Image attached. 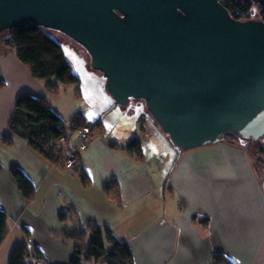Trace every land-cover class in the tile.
Returning a JSON list of instances; mask_svg holds the SVG:
<instances>
[{
	"label": "crops",
	"instance_id": "obj_1",
	"mask_svg": "<svg viewBox=\"0 0 264 264\" xmlns=\"http://www.w3.org/2000/svg\"><path fill=\"white\" fill-rule=\"evenodd\" d=\"M50 31L54 36L56 30ZM100 79L105 85L103 74ZM22 93L51 96L2 36L0 206L10 231L1 257H11L25 241L35 264H70L74 242L65 231L94 221L129 243L135 264H264V186L244 141L175 147L141 98L114 105L105 88L87 109L75 108L98 126L69 170L27 140L4 142ZM134 138L141 141L142 159L129 149ZM15 166L35 187L30 201L11 172Z\"/></svg>",
	"mask_w": 264,
	"mask_h": 264
},
{
	"label": "water",
	"instance_id": "obj_2",
	"mask_svg": "<svg viewBox=\"0 0 264 264\" xmlns=\"http://www.w3.org/2000/svg\"><path fill=\"white\" fill-rule=\"evenodd\" d=\"M32 23L82 45L114 105L143 99L175 147L264 136L261 18L220 0H0V41Z\"/></svg>",
	"mask_w": 264,
	"mask_h": 264
},
{
	"label": "trees",
	"instance_id": "obj_3",
	"mask_svg": "<svg viewBox=\"0 0 264 264\" xmlns=\"http://www.w3.org/2000/svg\"><path fill=\"white\" fill-rule=\"evenodd\" d=\"M230 14L240 20L261 18L264 20V6L257 16L252 7L254 1L220 0ZM52 29L35 23L21 28L9 29L5 44L10 46L20 61L39 80H45L50 92L58 94L60 85L80 82V76L74 73L68 60L64 45L53 36ZM157 121V120H156ZM63 119L54 110L47 98L30 93H22L16 99L15 109L9 121V131L4 133L3 140L13 143L16 138L28 141V144L50 162L60 164L65 159V150L60 147L59 139L68 134L63 129ZM87 122L82 116L73 120V129ZM95 123V122H94ZM98 123H95L96 126ZM235 141L243 142L245 138L232 132ZM223 137V135H222ZM244 138V139H243ZM73 142V144H76ZM138 159L144 157V150L139 138H134L129 145ZM1 169V166H0ZM11 172L20 185L24 198L28 201L35 196V187L18 167ZM113 192L119 197L118 188ZM62 219L65 215H60ZM10 231L8 216L0 206V247ZM64 235L74 242V255L70 264H83L86 261L105 262L107 264H135L133 252L128 242L119 239L110 228L90 221L81 230H67ZM30 251L25 241L17 244L11 254L9 264H35L30 258ZM221 263V258L217 259Z\"/></svg>",
	"mask_w": 264,
	"mask_h": 264
},
{
	"label": "rangeland",
	"instance_id": "obj_4",
	"mask_svg": "<svg viewBox=\"0 0 264 264\" xmlns=\"http://www.w3.org/2000/svg\"><path fill=\"white\" fill-rule=\"evenodd\" d=\"M262 8L258 10L259 13ZM55 35L54 37L64 45L68 60L74 73L80 76V82L70 85L61 84L58 94L50 92L51 96L49 100L51 101V105L53 104L52 107L61 115L63 119V129L68 135H70L69 140L71 142H75L78 140V134L76 130H73V120L78 115L75 110L76 106L87 109L88 105L91 103V98L99 94V91L104 90L106 86L100 79L102 73L91 68V57L87 50L75 40L60 31L56 30ZM82 62H84L89 69L86 68ZM94 73H98L100 76L97 77ZM41 81L47 87L46 81ZM141 101L145 103L143 99H141ZM234 136L235 135L232 132H228L225 133L222 138L229 142L236 143ZM253 140L245 139L244 142L246 145L248 144L252 160L258 169V175L260 176V180L264 186V136ZM9 262V253H7V255L5 254L3 257L0 256V264H9Z\"/></svg>",
	"mask_w": 264,
	"mask_h": 264
},
{
	"label": "built area",
	"instance_id": "obj_5",
	"mask_svg": "<svg viewBox=\"0 0 264 264\" xmlns=\"http://www.w3.org/2000/svg\"><path fill=\"white\" fill-rule=\"evenodd\" d=\"M96 125L92 121H87L85 124L76 129L78 134V142L73 144L67 137L62 136L59 139L60 147L65 150V159L60 165L66 169H75L78 165L80 152L85 150L93 141Z\"/></svg>",
	"mask_w": 264,
	"mask_h": 264
},
{
	"label": "flooded vegetation",
	"instance_id": "obj_6",
	"mask_svg": "<svg viewBox=\"0 0 264 264\" xmlns=\"http://www.w3.org/2000/svg\"><path fill=\"white\" fill-rule=\"evenodd\" d=\"M228 133V132H227ZM251 140H253V139H251ZM254 141V140H253Z\"/></svg>",
	"mask_w": 264,
	"mask_h": 264
}]
</instances>
